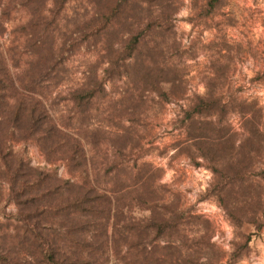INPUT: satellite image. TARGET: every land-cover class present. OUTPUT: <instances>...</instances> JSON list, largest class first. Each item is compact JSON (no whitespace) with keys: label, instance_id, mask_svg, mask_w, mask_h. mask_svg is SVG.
<instances>
[{"label":"rangeland","instance_id":"374dc122","mask_svg":"<svg viewBox=\"0 0 264 264\" xmlns=\"http://www.w3.org/2000/svg\"><path fill=\"white\" fill-rule=\"evenodd\" d=\"M205 1L163 0L168 4L164 12L169 17L163 18L167 28L155 32L151 42L154 64L164 67L165 77L174 83L173 93L181 98L149 99L129 111L122 93L126 81L112 78L105 81V94L95 99L86 118L69 115L70 105L63 99L66 90L83 75L101 77L105 54L110 44L116 46L123 27L108 33L105 44L99 38L84 43L66 60L59 80L42 90L50 92L58 123H66L84 144L90 180L111 196L121 227L148 215L139 194L157 205L155 215L172 212L181 219L182 211L186 238L181 232L176 235L181 245L174 249L163 240L150 243V234L143 232L139 237L151 253H142L141 242L131 251L136 264L146 259L168 264L169 258L173 264H189L190 258L187 262L180 257L184 249H191V261L197 259L194 264H264V178L257 174L264 170V0H218L215 10L202 17L198 13ZM81 9L82 3H68L62 23ZM9 24L3 23L1 43H7ZM204 92L220 96L229 105L225 113L210 119L211 126L206 124L208 118L199 117L202 123L194 133L212 139L192 141L174 123L188 98ZM206 140L217 143L216 149L219 142L225 150L230 142L236 148L234 158H239L243 170L226 186L213 176L208 168L211 162L197 156L195 146ZM14 149H22L31 165L50 164L59 177L77 181L63 162L47 163L34 140L15 143ZM212 157L221 165L231 160L224 153ZM2 196H6L5 184ZM1 208L13 210L11 204L2 202ZM226 209H232L235 216H229ZM256 220L262 223L258 230ZM245 234L249 236L246 249L238 258H229L232 242ZM119 249L124 253L126 246Z\"/></svg>","mask_w":264,"mask_h":264},{"label":"trees","instance_id":"16d2710c","mask_svg":"<svg viewBox=\"0 0 264 264\" xmlns=\"http://www.w3.org/2000/svg\"><path fill=\"white\" fill-rule=\"evenodd\" d=\"M70 2L82 3V9L62 23ZM217 2L206 0L198 14L209 15ZM167 5L163 0H0V34L3 23H10L7 43L0 42V204L13 206L10 211L0 209V264H136L131 251L141 242L142 253H151L139 237L143 232L150 234V243L163 240L174 249L181 245L176 235L181 232L186 238L182 211L181 219L172 212L155 215L157 205H150L142 194L139 203L145 204L148 215L119 225L111 196L90 180L84 144L66 123H58L50 92L42 93L59 80L66 60L84 43L99 38L105 44L108 33L123 27L114 41L116 46L110 44L105 54L101 77L83 75L66 90L63 99L70 105L69 115L86 118L95 99L105 94V81L112 78L126 81L122 93L129 111L149 99L168 102L181 98L173 93L174 83L165 77L164 67L154 64L152 52L153 34L167 28V19H163L169 17L164 12ZM228 105L211 92L193 93L174 126L189 140L212 139L194 133L202 123L199 117L208 118L206 124L211 126L210 119L225 113ZM26 139L35 141L47 163L63 162L77 181L59 177L50 164L31 165L22 149H14L15 143ZM221 143L217 149L211 140L195 147L197 156L211 162L208 168L215 179L226 186L243 168L239 158H234L233 143L226 150ZM214 153L228 154L231 160L225 165L213 162L210 156ZM257 174L264 178L263 169ZM2 184L6 185L4 199ZM226 210L235 216L232 209ZM261 224L256 220L255 229ZM248 241L247 234L233 241L229 258L241 256ZM121 244L126 246L124 253ZM182 252L180 257L187 262L190 258L189 264L197 261H191V249ZM144 264H152V259ZM168 264H173L171 258Z\"/></svg>","mask_w":264,"mask_h":264}]
</instances>
